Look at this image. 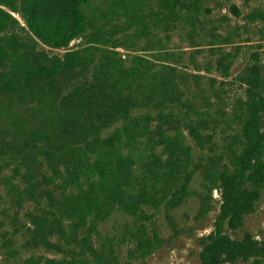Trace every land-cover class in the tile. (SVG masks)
<instances>
[{"label":"trees","instance_id":"1","mask_svg":"<svg viewBox=\"0 0 264 264\" xmlns=\"http://www.w3.org/2000/svg\"><path fill=\"white\" fill-rule=\"evenodd\" d=\"M203 1L0 0V119L14 134L12 174L1 180L36 203L33 248L76 254L66 264H108L103 240L97 250L93 239L101 222L121 213L132 218L135 255L148 256L160 239L146 232V210L178 208L202 172L208 193L219 192V209L199 240L197 264L263 263L264 239L235 235L264 197V62L255 54L235 76L243 89L232 114L239 126L232 119L235 135L220 136L226 144L213 154L216 110L191 99L198 93L178 56L134 48L149 23L167 25ZM152 5L163 13L146 22L142 8ZM227 59L216 62L223 77ZM192 143L207 153L202 170L192 164ZM209 208L201 204L198 216Z\"/></svg>","mask_w":264,"mask_h":264},{"label":"rangeland","instance_id":"2","mask_svg":"<svg viewBox=\"0 0 264 264\" xmlns=\"http://www.w3.org/2000/svg\"><path fill=\"white\" fill-rule=\"evenodd\" d=\"M231 6L236 12L231 10ZM141 12L149 22L160 17L163 9L152 5L143 7ZM157 25L149 23L151 30L141 36L134 48L150 44L156 50L163 48L178 56L176 65L188 74L192 94L198 93L197 98L191 99L200 106L204 100L210 102V108H213L210 113L216 110L213 119L217 127L210 126L217 133L212 152L218 153L226 144L220 136L228 141L236 133L237 126L232 119L239 126L232 114L235 98H241L243 89L235 76L249 65L255 54L264 62V0H204L197 12L181 14L178 20L164 25L166 27ZM157 39L160 40L158 44L153 42ZM76 43L74 41L71 45ZM155 52L137 50L136 54L143 53L149 57ZM224 57L230 62L228 77H223L216 69V62ZM239 112L237 108L235 113ZM10 130L11 127L0 119V264H23L30 258L35 259L36 264H47L44 262L47 259L61 264L72 262L76 254L47 250L42 246L33 248L30 244V217L36 213V203L19 200L1 180L4 175L12 174L7 167L8 142L14 138ZM190 145L192 164L201 168L207 153L198 150L193 143ZM205 181L204 174L196 172L189 185L188 197L174 210L165 211L163 207L146 210V214H152L144 223L146 232L150 237L155 232L160 239V246L148 256L135 255L132 218L121 213H114L98 225L99 236L93 239V246L99 250L103 240L105 251L102 256L108 264H197L201 248L199 240L212 230L219 209V192L214 189L209 194ZM204 203L210 206L209 211L204 217H199L200 206ZM246 232L256 240L264 239V197L235 236L240 237ZM7 240L12 241L11 248L5 251L1 245ZM51 241L57 242V239ZM108 252L112 253L111 257Z\"/></svg>","mask_w":264,"mask_h":264}]
</instances>
